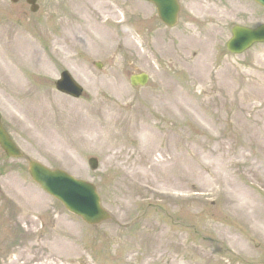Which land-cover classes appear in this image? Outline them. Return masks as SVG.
Listing matches in <instances>:
<instances>
[{
  "label": "rangeland",
  "instance_id": "obj_1",
  "mask_svg": "<svg viewBox=\"0 0 264 264\" xmlns=\"http://www.w3.org/2000/svg\"><path fill=\"white\" fill-rule=\"evenodd\" d=\"M39 4L0 0V111L24 153L0 148V264H264V44L226 48L264 8L183 0L168 29L141 0ZM4 51L46 63L25 71L23 100L3 83ZM65 70L84 98L56 90ZM140 72L150 83L133 88ZM32 161L94 183L111 220L69 213Z\"/></svg>",
  "mask_w": 264,
  "mask_h": 264
},
{
  "label": "water",
  "instance_id": "obj_2",
  "mask_svg": "<svg viewBox=\"0 0 264 264\" xmlns=\"http://www.w3.org/2000/svg\"><path fill=\"white\" fill-rule=\"evenodd\" d=\"M14 3L19 0H12ZM37 0H27L33 4L32 11L37 12L39 7L35 5ZM154 3L161 20L166 25L173 27L177 23L179 12L178 0H147ZM264 7V0H255ZM256 43H264V26L251 30L243 27L233 29V39L228 43V50L232 54H242ZM149 77L145 74L133 76V86H146ZM57 89L74 98L83 96V88L77 84L68 72H64L57 83ZM0 146L10 158H21L23 155L17 148L11 137L5 130L0 114ZM92 170H96L98 162L90 160ZM31 177L41 187L61 201L71 213L81 217L89 225H98L110 219V215L101 206V199L96 188L86 182L79 181L62 171H52L37 162L29 165Z\"/></svg>",
  "mask_w": 264,
  "mask_h": 264
},
{
  "label": "bare ground",
  "instance_id": "obj_3",
  "mask_svg": "<svg viewBox=\"0 0 264 264\" xmlns=\"http://www.w3.org/2000/svg\"><path fill=\"white\" fill-rule=\"evenodd\" d=\"M22 45V47L25 45V42L22 41V43H20ZM5 50V49H3ZM6 51V50H5ZM4 51V52H5ZM8 59L11 62V58H12V62L13 65L11 64L9 66L10 70L9 72L11 73V76L9 78H7V80H5V82H3L5 84V86H7L8 91L11 92V94H13L14 96L17 97V99L22 98L23 100V95H26V91L23 90V78L25 75V71L29 70L28 67L31 68H35V69H42V70H46V63L44 60H40L36 58L35 52H30V62L29 65H27L28 63H23L22 60H20L17 56L12 55L11 52H5ZM5 55V54H3ZM5 55V56H6ZM1 58V55H0ZM26 62V61H25ZM9 75H6V77H8ZM25 105H28L29 103H24ZM27 216H29L30 212H26ZM24 215L23 218H26L27 216Z\"/></svg>",
  "mask_w": 264,
  "mask_h": 264
}]
</instances>
